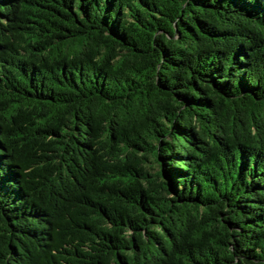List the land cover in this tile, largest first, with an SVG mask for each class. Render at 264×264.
<instances>
[{
  "label": "trees",
  "instance_id": "1",
  "mask_svg": "<svg viewBox=\"0 0 264 264\" xmlns=\"http://www.w3.org/2000/svg\"><path fill=\"white\" fill-rule=\"evenodd\" d=\"M0 264H264V0H0Z\"/></svg>",
  "mask_w": 264,
  "mask_h": 264
}]
</instances>
